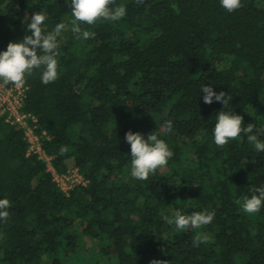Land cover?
<instances>
[{
    "label": "trees",
    "instance_id": "obj_1",
    "mask_svg": "<svg viewBox=\"0 0 264 264\" xmlns=\"http://www.w3.org/2000/svg\"><path fill=\"white\" fill-rule=\"evenodd\" d=\"M0 264H264V0H0Z\"/></svg>",
    "mask_w": 264,
    "mask_h": 264
},
{
    "label": "built area",
    "instance_id": "obj_2",
    "mask_svg": "<svg viewBox=\"0 0 264 264\" xmlns=\"http://www.w3.org/2000/svg\"><path fill=\"white\" fill-rule=\"evenodd\" d=\"M8 78L7 73L3 69H0V117L5 118L9 123L19 125L25 130V135L29 143L28 154H38L41 159L46 161L54 181L62 191L68 194L76 185H87L88 180L78 168L60 173L53 166L52 156L45 152L41 145L39 135L31 125L30 120L36 121V117L23 110L28 88L27 85L23 79L8 82Z\"/></svg>",
    "mask_w": 264,
    "mask_h": 264
}]
</instances>
